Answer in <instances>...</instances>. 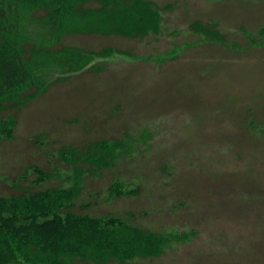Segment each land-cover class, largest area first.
<instances>
[{
  "label": "rangeland",
  "instance_id": "1",
  "mask_svg": "<svg viewBox=\"0 0 264 264\" xmlns=\"http://www.w3.org/2000/svg\"><path fill=\"white\" fill-rule=\"evenodd\" d=\"M112 1L72 0L105 6L57 42L25 8L12 51L86 60L0 98V195L72 186L77 212L125 221L121 252L70 264H264V0Z\"/></svg>",
  "mask_w": 264,
  "mask_h": 264
},
{
  "label": "trees",
  "instance_id": "2",
  "mask_svg": "<svg viewBox=\"0 0 264 264\" xmlns=\"http://www.w3.org/2000/svg\"><path fill=\"white\" fill-rule=\"evenodd\" d=\"M71 1L0 0V36L3 39L0 40V98L40 90L46 84V80L41 77L44 71H54L62 65L69 71H76L84 65L83 59L86 60V57L78 50H57L52 52V60L43 62L41 59H25L22 51L9 48L24 46L20 43V36L21 23L29 12L25 9L27 7L34 16L38 11H43L38 20L46 26L49 39L57 42L69 26V13L83 18L103 11L105 6L102 4L96 10L82 8V11L77 12L74 10L75 2ZM114 3L115 0L111 6ZM106 9L102 14L108 11ZM110 18L115 21L117 16L115 19L113 16ZM9 38L13 41L7 42ZM11 125L9 120L0 121V129L3 128L0 130V138L3 137L2 132L5 135L10 132ZM35 170L40 174L34 181L43 182L49 176L41 168ZM78 194L76 187L58 186L10 196L0 195V264H70L78 257L98 258L102 253L96 252L99 248L93 250L91 244L109 245L121 252V248H118L120 242L105 238L109 237V231L114 234L119 224L126 225L125 221L115 216L77 212L75 198Z\"/></svg>",
  "mask_w": 264,
  "mask_h": 264
}]
</instances>
